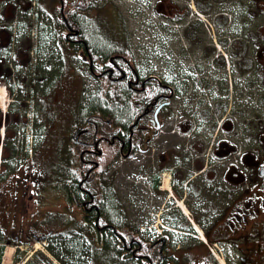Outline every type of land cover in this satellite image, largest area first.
Returning <instances> with one entry per match:
<instances>
[{
    "label": "flooded vegetation",
    "instance_id": "flooded-vegetation-1",
    "mask_svg": "<svg viewBox=\"0 0 264 264\" xmlns=\"http://www.w3.org/2000/svg\"><path fill=\"white\" fill-rule=\"evenodd\" d=\"M208 3L209 35L193 15ZM61 49L68 66L75 60L101 90H114L110 129L89 115L76 123L61 105ZM0 84L8 90L0 109V264L9 246L10 264H22L30 247L58 237L60 172L68 205L61 231L74 227L77 206L95 244L106 237L121 259L218 264L179 212L183 204L226 264H264V0H0ZM118 154L133 157L131 245L114 227L117 216L99 222L110 202L95 179L109 178Z\"/></svg>",
    "mask_w": 264,
    "mask_h": 264
},
{
    "label": "trees",
    "instance_id": "trees-1",
    "mask_svg": "<svg viewBox=\"0 0 264 264\" xmlns=\"http://www.w3.org/2000/svg\"><path fill=\"white\" fill-rule=\"evenodd\" d=\"M97 99V98H96ZM92 101H94L92 99ZM98 108H92V110H96ZM114 116H117L118 117V108L116 109V114L113 115ZM115 118V117H114ZM74 160H77V155L73 156ZM102 191H103V194L106 193V197L107 198H112V194H110L109 192H111L110 190V186H107L106 187H103L102 188ZM117 201H110V203H107V206H106V211H101V215L103 217H105L107 219L108 222H111V223H114L113 222V216H117L118 217V226L120 225L119 224V221L121 219V222H122V217H121V213L122 210H121V206L118 205V207L116 206L118 203H116ZM125 222L122 224L124 225ZM82 240H74L72 241V238L71 237H62L59 239L58 241V245H59V248H61L62 252L67 256V259H63L62 256L58 253V251H56L52 245H50L48 248L50 250V252L58 259L60 260L63 264H88L87 261H86V246L85 244H83L81 242ZM103 241H104V250L105 251H109L112 255L114 254V251L116 252L117 248L115 245L111 246L110 243L108 244L107 241L108 239L106 237H103ZM110 253H108L110 255ZM114 256V255H113ZM35 260L36 262L35 263H44V264H52V262H50V260L44 256L43 254L41 255H38L36 254L35 255Z\"/></svg>",
    "mask_w": 264,
    "mask_h": 264
},
{
    "label": "rangeland",
    "instance_id": "rangeland-1",
    "mask_svg": "<svg viewBox=\"0 0 264 264\" xmlns=\"http://www.w3.org/2000/svg\"><path fill=\"white\" fill-rule=\"evenodd\" d=\"M204 18L206 20V24L209 26V24L212 23L211 19L209 17H207V18L204 17ZM203 23H205V22L203 21ZM200 52L201 51H199V53ZM83 81H84V78H83ZM62 130L65 131L66 129H62ZM118 172H119L118 173V178H117V180H115L116 183L118 181V193L120 195L121 200L124 202V204L126 206L127 219L129 220V222L130 221L133 222V218L131 217V211H130V208H131L130 193H131L132 184H133L132 183V179H131V178H133V175H131V174H133V166L131 164H129V163H126L125 165H123L121 167L118 166ZM122 186L124 188L121 189ZM60 205L64 209H66L67 206H68L66 201L62 200V199H60ZM62 212L65 213L66 211L62 210ZM43 248L45 249L44 245H43ZM54 248H55L56 251H58V253L63 258L67 259V256L62 252L61 248H59V245H57ZM43 251L46 252L47 250L46 249L42 250V251L38 250L37 252H43ZM10 253L11 252L8 250V253L5 255L4 264H9V260L8 259H9ZM45 254H48L50 256L49 258L54 260L56 264H61L58 260H55L54 257L51 254H49L48 251ZM26 255H29V257H30V254H28V253ZM31 256H33V255H31ZM110 258H109L108 253H105V254L100 253V254H98L97 261H96L95 264H133L130 259L121 260L118 257H113L111 254H110Z\"/></svg>",
    "mask_w": 264,
    "mask_h": 264
},
{
    "label": "bare ground",
    "instance_id": "bare-ground-1",
    "mask_svg": "<svg viewBox=\"0 0 264 264\" xmlns=\"http://www.w3.org/2000/svg\"><path fill=\"white\" fill-rule=\"evenodd\" d=\"M10 251V250H9Z\"/></svg>",
    "mask_w": 264,
    "mask_h": 264
}]
</instances>
